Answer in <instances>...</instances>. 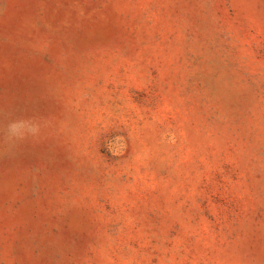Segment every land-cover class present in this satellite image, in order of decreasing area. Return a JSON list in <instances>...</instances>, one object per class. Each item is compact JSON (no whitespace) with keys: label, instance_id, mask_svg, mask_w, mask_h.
Masks as SVG:
<instances>
[{"label":"rangeland","instance_id":"rangeland-1","mask_svg":"<svg viewBox=\"0 0 264 264\" xmlns=\"http://www.w3.org/2000/svg\"><path fill=\"white\" fill-rule=\"evenodd\" d=\"M0 264H264V0H0Z\"/></svg>","mask_w":264,"mask_h":264},{"label":"clouds","instance_id":"clouds-1","mask_svg":"<svg viewBox=\"0 0 264 264\" xmlns=\"http://www.w3.org/2000/svg\"><path fill=\"white\" fill-rule=\"evenodd\" d=\"M42 124L35 118H16L9 120L0 131L3 132V143L14 146L28 139L40 136Z\"/></svg>","mask_w":264,"mask_h":264}]
</instances>
